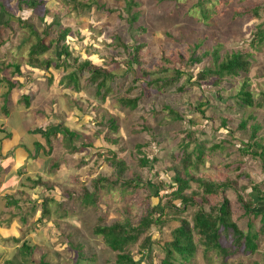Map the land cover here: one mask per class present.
Masks as SVG:
<instances>
[{
  "label": "rangeland",
  "instance_id": "rangeland-1",
  "mask_svg": "<svg viewBox=\"0 0 264 264\" xmlns=\"http://www.w3.org/2000/svg\"><path fill=\"white\" fill-rule=\"evenodd\" d=\"M34 1L40 6L19 7V0H0L4 7L0 9V39L6 42L0 51L2 80L20 79L7 65L19 64L22 71L32 70L27 67L28 53L37 39L30 29L40 33L55 20L58 24L51 31H70L61 43L58 35L43 38L50 48L41 59L56 61L60 69H36L38 79L32 78L25 85L28 87L21 89V85L14 91V97L24 90L33 93L32 111L41 113L43 130L52 128L53 134L48 142L39 137L44 147V176L37 177V197H12L14 205L20 200L21 208L15 214L28 211L29 215L22 220L20 237L14 238L18 243L10 240L14 250L0 264H116V253L95 234V228L115 222L137 226L150 206L161 205L157 216L160 214L164 222L149 229L151 243L145 249L141 246L143 238L128 247L140 264H160L181 219L192 220L200 206L210 211L225 198L233 220L247 232L252 217L244 214L239 196L244 202L249 200L256 184L264 192L262 161L254 155V149L245 148L254 124L261 126L258 136L264 142V46L255 49L250 43L264 21V0H133L137 7L127 6L132 0ZM128 7L131 14L139 13L132 25ZM255 7L260 8L258 18L253 16ZM204 8L209 13L205 17ZM220 43L222 54L239 50L253 53L249 77L255 99H262V107L242 108L238 104L239 78L221 85L205 80L187 86L184 92L177 90L178 81L172 79L176 78L174 62L178 56L186 60L190 55L201 58L188 69L197 74L212 65L209 54ZM66 47L70 56L61 57ZM86 61L107 74L106 87L98 90L97 82L90 78L91 67L81 68ZM74 69L80 72L79 87L74 90L67 82L59 84L60 78ZM166 78L171 79V85L158 89L156 81ZM102 79L98 76V82ZM182 81H187L186 77ZM4 84L0 93L6 90ZM4 98L0 106L12 108L7 95ZM122 98L139 101L132 109L120 102ZM20 103L25 105V100ZM167 106L182 120L171 119ZM30 119L36 127L33 114ZM246 120L247 127L238 128ZM112 121L115 126H111ZM64 129L78 136L69 137L61 132ZM37 130L31 134L37 135ZM220 142L222 149L214 148ZM197 145L204 148L203 159L197 169L189 172L226 183L225 188L214 197H203L197 182H191L187 194L192 195L196 205L188 204L186 213H176L167 204L172 198L170 185L175 167ZM36 148L40 149L37 144ZM144 156L153 166L140 164ZM122 162L125 170L121 169ZM148 181L159 187L160 197H148L143 186ZM87 194H92V199ZM174 203L184 209L181 201ZM254 221L258 227L259 222ZM221 242L228 247L231 239L222 237ZM258 244L253 255L239 252L227 257L199 246L187 264H264V236ZM172 262L180 264L179 260Z\"/></svg>",
  "mask_w": 264,
  "mask_h": 264
},
{
  "label": "trees",
  "instance_id": "trees-1",
  "mask_svg": "<svg viewBox=\"0 0 264 264\" xmlns=\"http://www.w3.org/2000/svg\"><path fill=\"white\" fill-rule=\"evenodd\" d=\"M19 7H22L23 4L26 6L39 7L40 4H37V1H29V0H19ZM3 4L0 2V9H4ZM127 6L137 7V3H133V0L127 3ZM91 9V6H88ZM254 15L256 18L259 16V7H255L253 9ZM127 11L130 14L129 23L132 25L139 19V13L131 14V9L128 7ZM208 11L204 8L202 15L205 17L208 15ZM244 15V13L240 14ZM20 20V19H19ZM58 24L57 21L53 20L48 28H45L40 33L30 29L31 33L36 37L37 42L34 44L30 52L28 53L27 67L29 66L32 70L22 71L21 65H7V68H13L14 73L20 76L22 79V84H19L18 81H12L9 79H4L8 84V94L11 93L15 88L21 85H26L30 79L38 78L39 75L36 74L33 70L42 69L44 71L51 69L52 66L55 69H60L61 65L56 63V61L51 59H41V56L46 54L49 50V45H46L43 42V38L46 36H55L58 35V42H64L69 29L65 30H55L51 31V29ZM9 24V23H8ZM26 27H30L26 24ZM144 29H142L143 31ZM54 43V41H51ZM5 40L0 39V51L2 47H5ZM251 45L257 49L260 46H264V21L259 27L257 31L253 35V39L251 40ZM139 47V46H138ZM136 47L135 50L138 52L139 48ZM199 45H195V48H198ZM223 45L220 43L217 45V48L214 49L209 54V57L212 60V65L207 67H203L197 74H194L191 70L195 63L199 62L201 58L196 57L195 55H190L186 60L184 57L178 56V61L174 62L176 66L174 68V76L176 78L172 79L173 82L178 81V91L184 92L187 90V86L191 85H200V82L205 80H213L214 85H221L222 82L228 81L230 82L232 79H242V83L240 89L237 93L238 104L242 108H258L262 107V99H255V94L251 89V79L249 77V73L252 68V56L253 53L249 51L239 50V51H230L224 52L222 54ZM61 57L70 56L68 52V47L62 48ZM89 66L90 78L97 82L98 90L103 89L107 86V74L104 75L101 70L96 69L90 61L83 62L82 67ZM76 67V66H75ZM186 68L183 70L182 68ZM79 73L74 69L73 72L69 73L67 76H63L60 78L59 84H66L71 88H78L79 85ZM102 75L103 79L98 82V76ZM52 77V76H51ZM186 77L187 81L180 80ZM0 82H2L0 80ZM17 83L19 85H17ZM156 86L158 89L161 87H169L171 85V79L166 78L161 81H156ZM173 84V83H172ZM33 93L21 95V100H25V106L29 108L32 104L33 98L30 96ZM264 94V93H262ZM33 96V95H32ZM32 99V100H31ZM138 98H122L121 103L128 108H135L138 104ZM169 111V116L173 120H182V117L179 113L174 111L169 106L165 107ZM38 113V112H37ZM41 113H38L40 116ZM250 118L253 119L252 116ZM227 123L226 120L223 121V125ZM248 125V120L241 121L238 124V128L244 129ZM111 126H115V121L111 122ZM261 130V126L259 124H254L251 126V135L250 139L247 143L248 146L247 151L249 149H254V155L257 158H260L263 165L264 170V142L259 141L258 132ZM63 134L68 135L69 137L78 136L77 133L69 131V129H64L61 131ZM35 134H41L46 141H49L50 136L53 134L52 128L47 131L37 130ZM71 141V140H70ZM72 143V141H71ZM190 145V143H189ZM223 143L213 145L214 148L222 149ZM37 147L43 148L41 143H37ZM140 147V146H139ZM188 146L185 145L186 149ZM260 149V151H258ZM76 147L72 143V151H75ZM245 150V149H244ZM195 155V160L192 161V157ZM204 155V148L201 145H197L195 149L192 150L191 153H187L181 159V163L178 167H175L176 173L173 177V183L170 185V188L173 189L171 191L172 198L167 200V204H171V207L175 209L176 213H186L187 208H189L188 204L196 205L194 203V198L192 195H188L187 191L192 189L191 182H197L199 185V189L203 197L211 196L214 197L219 194V192L225 188L226 183H216L214 181L203 179L202 177H195L193 174L189 172L191 169H197L199 166V162L202 161ZM152 161H156L153 159ZM140 164L143 166H153L151 161L147 157H142L140 159ZM124 162L121 163V169L125 170ZM139 184V183H138ZM144 188L149 193L148 197H160L159 187L154 185L151 181H148L147 184L143 185ZM197 194L196 192L193 194ZM88 198L93 197L92 194H87ZM175 200L181 201L182 206L177 207L174 203ZM240 203L242 204L244 214L250 216L252 218L248 219L247 223V232L240 229L238 224L233 220L232 211L230 207V203L228 199H222V201L211 207L210 211H206L202 206L196 209L194 215L192 216V220L181 219L180 226L176 228L172 233V240L166 244L165 247V257L161 260L160 264H173V260H179L180 264L189 263L192 258L195 256L197 249L199 246H202L205 251L216 250L222 256L227 257L229 255H233L235 253H243L245 255H253L258 251L259 244L258 241L261 237L264 236V192L260 189L259 184L253 186L251 193L249 194V200L246 202L243 201V198L239 196ZM89 201V199H88ZM190 205V206H191ZM161 205L158 206H150L146 211V214L141 218L139 224L137 226H133L129 223H120L115 222L111 225H99L95 228L94 232L98 236H102L106 245L109 249L116 253V264H140L135 261L131 252L128 251V247L132 244H136L143 238L141 246L145 249L151 243V236L147 235L149 229L153 227V225L163 224V219L161 215L158 214V210ZM167 206V205H165ZM44 214L48 212L46 208V203H44ZM256 219L259 222V226L255 225ZM222 237H227L231 239V244L228 247H224L221 242ZM25 244L22 248H25ZM41 264H49L45 261H42ZM153 264V263H151ZM254 264H260L256 262Z\"/></svg>",
  "mask_w": 264,
  "mask_h": 264
},
{
  "label": "crops",
  "instance_id": "crops-1",
  "mask_svg": "<svg viewBox=\"0 0 264 264\" xmlns=\"http://www.w3.org/2000/svg\"><path fill=\"white\" fill-rule=\"evenodd\" d=\"M38 74L37 70H33ZM39 75V74H38ZM18 81L22 79L16 78ZM38 79V78H37ZM6 85V90L0 93V105L4 96L10 101L12 108L0 106V261L8 256L14 249L13 243L15 237L21 235L22 220L29 215L28 211L22 215L15 214L20 210V200L16 205L13 204L12 197L22 196L32 200L37 197L39 188L37 177L41 175L43 165V149L36 148L37 143L43 144L39 137L41 134H31L38 129L43 130V119L37 112L32 111V104L29 108L20 103L21 95L27 93L25 90L20 96H15V89L8 94L9 88L6 81L0 78ZM29 82L27 83V85ZM32 85V84H31ZM19 87V86H18ZM28 87V86H26ZM25 85L22 88H26ZM4 93V96L2 95ZM13 96V97H11ZM31 114L36 119L37 126L34 127L31 121ZM39 118H38V117ZM41 118V119H40ZM28 126V127H27ZM42 128V129H41ZM44 131V130H43ZM33 135V136H32ZM15 208L14 210H12ZM6 218H2L3 215ZM17 239V238H16ZM17 242V241H15ZM18 243V242H17ZM16 245V244H14ZM16 248V247H14Z\"/></svg>",
  "mask_w": 264,
  "mask_h": 264
}]
</instances>
